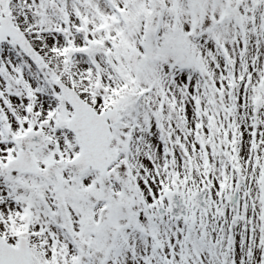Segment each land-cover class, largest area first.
<instances>
[{
  "label": "snow or ice",
  "instance_id": "snow-or-ice-1",
  "mask_svg": "<svg viewBox=\"0 0 264 264\" xmlns=\"http://www.w3.org/2000/svg\"><path fill=\"white\" fill-rule=\"evenodd\" d=\"M0 264H264V0H0Z\"/></svg>",
  "mask_w": 264,
  "mask_h": 264
}]
</instances>
